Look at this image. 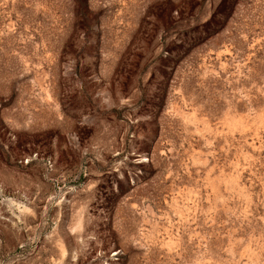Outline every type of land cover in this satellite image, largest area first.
Instances as JSON below:
<instances>
[{
	"label": "rangeland",
	"instance_id": "obj_1",
	"mask_svg": "<svg viewBox=\"0 0 264 264\" xmlns=\"http://www.w3.org/2000/svg\"><path fill=\"white\" fill-rule=\"evenodd\" d=\"M0 264H264V0H0Z\"/></svg>",
	"mask_w": 264,
	"mask_h": 264
}]
</instances>
